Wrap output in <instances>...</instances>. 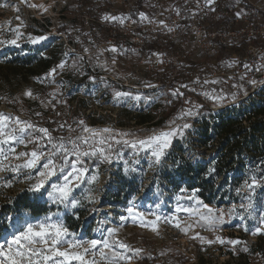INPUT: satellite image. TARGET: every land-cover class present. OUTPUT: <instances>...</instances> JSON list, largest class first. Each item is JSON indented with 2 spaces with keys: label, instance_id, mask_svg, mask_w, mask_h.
Returning <instances> with one entry per match:
<instances>
[{
  "label": "rangeland",
  "instance_id": "374dc122",
  "mask_svg": "<svg viewBox=\"0 0 264 264\" xmlns=\"http://www.w3.org/2000/svg\"><path fill=\"white\" fill-rule=\"evenodd\" d=\"M108 1L113 6L109 16L116 17H121L118 15L119 9L122 8L126 11L125 13H129L137 2V0ZM182 1L151 0V3L138 13H131L127 19L121 17L124 18L123 23L116 20L111 27V35H114V31L118 27H123L132 19L137 25L158 19L163 20L170 12L178 10ZM220 3L221 0H215V4H212L211 7ZM31 4L38 6L42 4L47 8V11L40 7H30ZM75 5L72 0H0V40L13 38V33L7 29L20 25V21L16 19L17 16L26 25V27H19L18 30L23 35L16 45L0 44V113L12 118L19 117L22 121H29L38 127L48 128L52 136L56 138L69 135L67 125H71L79 132L78 121L80 120H83L90 129L110 128L114 131L113 135L139 131L144 127L153 129L146 136L125 137L127 139L145 138L153 132L167 130L168 127L158 129L151 128V125L141 127L138 121L142 117L158 119L169 101L178 105L175 112L178 115L182 111H186L190 105L184 104L183 98L195 88V85H191V81L197 80L196 73L190 74V79L188 76L187 79L175 82L167 77V75L170 76L167 70H162V68L157 70L155 67L147 66V62L142 58L144 53L139 50V42L129 43L128 40H123L124 46L122 47H126L124 49L128 51L125 52L110 39L107 43H98L93 40L88 42L80 53L83 59L77 67L72 69L70 63L71 57L75 53V47L69 41L68 32H59L57 27L62 22H68L63 19L62 13L66 14ZM17 7L19 8L18 12L16 11ZM140 13H144L148 19H141ZM221 22L216 21L215 23L221 25ZM139 29L145 28H137L131 32L129 37H139L137 35ZM71 31L76 32V28H71ZM29 34L33 37L46 36L47 39L33 44L29 40ZM77 38L78 33L74 35V40ZM175 44L174 49L177 47ZM113 46L117 48V52L106 50ZM165 47L170 48V45ZM85 49L88 51L86 52ZM195 55L194 58L198 60L199 66L203 63H206L207 66L211 61H215L216 57L215 50H212L209 55L202 56L197 53ZM43 57L52 58L48 68L38 66L37 73L34 75L26 70L27 59H31L29 65L36 68L39 59ZM113 59H115V63H113ZM62 62L66 63L63 70L57 68V72L53 76L47 75L51 69L56 68ZM205 81L197 85L201 95L205 92L222 97L229 94L230 89L221 80L211 79L208 83ZM212 81H218V83H212ZM147 85H153V87ZM44 88H47V91H44ZM177 89L183 95L173 96V91ZM27 90L33 92V97L24 94ZM153 90L155 93L151 92ZM116 91L131 95L118 98L114 95ZM151 93L154 94L151 95ZM135 96H140L141 99H133ZM203 97L216 105L223 102L217 103L205 95ZM199 98V96L196 97L198 100ZM201 101V105L206 104L203 100ZM191 104L199 105L200 103L194 100ZM51 117H55L56 120L60 118L65 120L66 129L64 132L61 130L57 132L53 128L49 122ZM190 118L192 117H186L184 120L178 119L176 124L182 125ZM75 134H72L73 137ZM182 143L189 146L185 137H175L168 150V155L172 153L173 146L179 149ZM3 147L6 152L9 147H15L19 152L30 151L33 145L29 144L27 148L18 144ZM115 147L122 153L123 158L114 157L112 164H100L98 169L100 179L97 184L91 185L87 181L96 174V164L99 161L89 160L85 165L89 170L85 182L75 188L72 193L75 199L82 201V207L75 209L70 206L65 207L59 203H53L48 197L51 185L63 183V175L69 169H66L65 173L58 172L48 181L45 189L41 190L42 195L32 192L38 201L46 202L48 211L37 216L18 211L13 216L9 215L7 227L0 236V245H6L13 235L26 227V222L35 225L44 221L46 217H51L52 221L63 222L70 232L75 234V238L80 240H102L108 236V229H117L115 233L117 240L132 248L143 249V252L136 255L114 245L115 251L132 257L130 262H121V264H200L201 259L203 264H223L225 261L235 262L244 258L252 264H264V232L257 235L252 234L257 227H261V219L264 218V186L255 189L253 196L250 197L252 207L246 211L240 207L242 205L238 191L240 187L230 180L232 173H227L229 180L220 181L218 193L215 195L217 198L212 195L213 201L205 196L201 197V189L189 188L184 181H179L177 188L181 189L173 197L172 207L164 209L162 207V191L165 184L162 183L164 180H161L160 172H164L167 169L166 166L163 164L153 170L149 168L150 153L148 151H140L136 156L130 147L122 145ZM45 150L47 151V149ZM70 159H74V157H70ZM136 160L139 162L136 163ZM125 161H128L127 165H125ZM20 162L12 161L13 164ZM204 166H206L203 173V177L206 179L205 184H209L210 181L214 182L217 174L215 171L210 172V169L214 168L213 163H207ZM132 168L136 170L131 171ZM239 168L242 170V175L238 182L245 184L244 182L250 180L252 175H256L257 178L264 175V158L257 164H246ZM28 171L24 169L19 175L11 171L0 172V184L9 181L12 183V187L0 188V207L12 205L17 196L23 191H27L29 182L25 179L24 173ZM32 175H36L35 170H32ZM114 176L122 186L121 193H116V195L109 189L112 187ZM93 187L99 190L96 193L98 202L89 204L85 197L88 195V190ZM193 192L196 193V199H187ZM111 196L120 199L122 206L118 207L119 203L115 204L116 199ZM197 199L214 210H217L216 200H224L231 206L236 203L235 212L231 215L232 218L229 214L228 222L224 217L225 222L218 225L215 232L209 231L203 222L199 225L195 224L197 219L195 216L184 211H177L179 207L206 212L202 205L197 204ZM129 207H135L137 212L145 214L144 217H137L134 220L127 211ZM99 212L104 216L102 236L96 234V230L100 226L99 220H97L101 216ZM151 213H156L161 217V220L156 221L157 231L152 230V221L155 220V216ZM224 213L226 215L227 211ZM242 216L243 219H241ZM174 217L181 222V227L187 224H192L194 227L186 235L176 228L174 223H167L164 220V218L171 220ZM196 233L205 237L206 240H215L219 235L225 239L239 240L242 243L236 246L218 242L209 245L206 242L202 243L199 238L193 239ZM245 246L249 249L247 252L241 250Z\"/></svg>",
  "mask_w": 264,
  "mask_h": 264
},
{
  "label": "snow or ice",
  "instance_id": "6c2138e0",
  "mask_svg": "<svg viewBox=\"0 0 264 264\" xmlns=\"http://www.w3.org/2000/svg\"><path fill=\"white\" fill-rule=\"evenodd\" d=\"M213 2L214 0H205V3L208 5H211ZM29 6L34 8L40 7L47 11V8L42 4L39 6L31 4ZM212 10L214 11V9ZM16 11H19L18 7ZM139 15L141 19H148L144 13H140ZM16 19L20 21V25L7 29L13 33V38L0 40V44L16 45L23 35L18 29L19 27H26V25L19 16ZM104 19L112 21L119 20L120 23L124 22V18L116 16H105ZM46 39V36L33 37L29 34V40L33 44ZM106 50L114 53L117 52L115 46ZM85 51L87 52L88 50L85 49ZM154 55L159 56L161 54ZM81 59L83 58L81 57ZM160 62L162 63L163 61ZM113 63H115V59H113ZM231 63H236V61H232ZM75 66L74 63L73 67ZM65 67L66 63L62 62L56 68L51 69L47 75L53 76L57 72V68L63 70ZM244 67L248 69L250 65L245 64ZM256 71H260V68H257ZM205 83H208V81H205ZM212 83H218V81H212ZM251 83L255 84L256 81H251ZM147 86L153 87V85ZM24 94L29 97H33L34 95L31 90H27ZM114 95L119 98L127 97L131 94L116 91ZM172 95L179 96L183 95V93L177 89L173 91ZM203 95L217 103L222 102L224 99L222 96H214L208 92L203 93ZM233 98H235V94H233ZM133 99L140 100L141 97L135 96ZM185 103L190 106L186 111H182L177 119L184 120L186 117H194L200 114L199 108L201 106L192 105L190 101H185ZM37 115L40 114L37 113ZM65 126V124L59 125L61 129L65 128ZM67 127L69 135L67 137L61 136L56 138L52 136L48 128L38 127L29 121H22L19 117L12 118L0 113V172L11 171L19 175L24 169L29 170L24 173L25 179L29 182L27 191L41 193V190L45 189V185L52 177L56 176L58 172L65 173V170L69 169L63 175V183L51 185V191H48V197L53 203H59L65 207L70 206L75 209L82 207L83 203L75 199L72 193L75 188L85 182L89 171L85 165L89 160H93L94 162L99 161L96 164V174L92 175L87 181L91 185L99 182L100 173L98 169L100 164H112L114 157L119 159L123 158L122 153L115 147L117 145L130 147L134 150L136 156L139 155L140 151H148L150 153L149 168L155 170L164 164L168 150L172 146L173 139L177 136L184 138L186 130L192 128V125L187 122L182 125H177L174 119L169 122L167 130L153 132L145 138L133 139L125 138L130 135L129 133L113 135V130L110 128L99 130L90 129L85 125L83 120L78 121L79 132L71 125H67ZM37 133L39 135H36ZM73 133H76L74 137L72 135ZM85 133L87 135H84ZM13 144L22 145L25 148L31 144L33 147L30 151L19 152L15 147H9L8 152H6L3 146ZM70 157H74V159H70ZM13 160L21 162L13 164ZM135 162L138 163L139 161L136 160ZM127 164L128 161H125V165ZM32 170H35V176L32 175ZM130 170L135 171L136 169L132 168ZM214 171V168L210 169V172ZM244 183L248 189L254 192L257 187L264 186V175L259 178L256 175H252L250 180H246ZM4 187H12V183L9 181L0 184V188ZM98 191L94 187L88 190V195L85 199L89 204L98 202L96 194ZM187 199H196V193L193 192ZM196 202L198 205H202L206 209V212H200L193 208L179 207L177 211H184L195 216L197 218L195 221L196 225L203 222L207 230L215 232L216 227L225 222L224 211L214 210L198 199ZM240 207L246 211L251 209V198H249L247 205L242 204ZM127 211L132 215L134 220L137 217L142 218L145 215L142 212H137L135 207H129ZM231 212H235V207H233ZM151 215L155 216V220L152 221V230L157 231L158 226L156 225V221L161 220V217L156 213H151ZM243 218L242 216L241 219ZM164 220L167 223H174V226L186 235L194 227L192 224L181 227V222L176 217L171 220L164 218ZM141 226L143 225L141 224ZM245 230L247 231V229ZM116 231L117 229H108V236L102 240H80L75 238V234L70 232L69 228L63 222L59 220L52 221L51 217H46L44 221L35 225L26 222V227L13 235L12 239L7 241L6 245H0V264H73V262H76V264H121V262H130L132 257L125 255L123 252L115 251L114 245H118L119 248L133 252L136 255L143 252V249L132 248L130 245L117 240L115 238ZM262 232H264V218L261 219V227H257L252 234L257 235ZM195 238H199L202 243L206 242L209 245L218 242L220 244L236 246L242 243L239 240L225 239L219 235L216 236L215 240H206L205 237L196 233L193 239ZM241 250L247 252L249 249L245 246Z\"/></svg>",
  "mask_w": 264,
  "mask_h": 264
},
{
  "label": "built area",
  "instance_id": "2783aa9c",
  "mask_svg": "<svg viewBox=\"0 0 264 264\" xmlns=\"http://www.w3.org/2000/svg\"><path fill=\"white\" fill-rule=\"evenodd\" d=\"M212 4H215V0ZM212 4H206L205 0H183L178 10L170 12L163 20L158 19L137 25L132 19L114 31V35L117 34V37L128 40L129 43L139 42V48L144 43L142 38L129 37L131 32L137 28L160 31L172 41L182 39L184 41L182 49L160 46L154 54L161 55L144 53L142 58L147 62V66L155 67L157 70L160 68L167 70L170 74L167 77L175 82L187 79L188 76L190 79V74L196 73L197 80L191 81V85H195V88L183 98V102L184 104L185 101L192 103L195 100L201 106V100H203L208 105L207 111L200 109L199 115L186 121L192 125V128L186 130L187 134L185 135L189 146L186 143L184 145L182 143L179 149L173 146L172 153L165 159L164 165L167 169L160 172L161 180H164L162 183L165 184L162 191V207L164 209L172 207L173 197L181 189L177 188L179 176L175 157L184 159L192 166L206 165L207 163L214 165L219 161L227 160V163L231 165L228 169L222 168L215 176L216 178L214 177V190L205 191L203 194L200 192V195L213 201L212 195L215 197L218 193L220 181L229 180L227 173H232L230 180L240 187V200L244 205H247L248 199L254 193L245 184L235 182L242 175L239 166L257 164L264 158V148L261 153L247 149L241 152L238 150L228 151L233 139H228L227 135L218 134L215 131L216 125L225 120L233 121L234 127L243 133L253 130L254 126L264 121V21L262 20L264 5L262 6L260 3L254 5L249 0H242L241 3L229 4L225 7L221 6V8L218 4L215 7L220 9L218 14L222 21L219 25L214 22L217 12L212 10L215 8L211 7ZM114 35L109 39L113 40L112 42L116 45V36ZM217 49H220L221 53L219 59L215 58V61H211L207 66L206 63L198 65V60L194 58L196 53L205 56ZM232 61H236V63H231ZM230 64L231 66H229ZM245 64L250 65V68L246 69ZM257 68H260V71H256ZM211 79L221 80L230 89L229 94L224 95L222 104L216 105L208 102V99L203 97L197 88L200 82ZM251 81H256V83L253 84ZM233 94H235V98H233ZM198 96L199 100L196 99ZM257 135L255 134L256 137ZM258 140V145L264 147V139L258 138ZM241 145L243 146V142ZM250 145L249 143L247 146ZM238 164L239 166H237ZM115 178L114 176L112 187L109 189L116 195V193H121L122 186L120 181ZM182 181L189 186L188 179ZM189 188L192 187L189 186ZM111 198L116 199L115 204L119 203L118 207L122 206L121 200L116 196H111ZM215 203L218 204L217 210L227 211L225 219L228 222L234 212H231L230 217L229 213L236 203H232L233 206L228 205L224 200H216ZM97 220H99L100 226H98L96 234L102 236L103 213Z\"/></svg>",
  "mask_w": 264,
  "mask_h": 264
},
{
  "label": "trees",
  "instance_id": "16d2710c",
  "mask_svg": "<svg viewBox=\"0 0 264 264\" xmlns=\"http://www.w3.org/2000/svg\"><path fill=\"white\" fill-rule=\"evenodd\" d=\"M75 5L73 9L68 11L66 14L62 13V17L65 20H68V22H62L58 25L57 30L59 32H68L69 35V41L72 45L75 47V53L71 57V63L70 66L72 69L77 67L80 64L81 57L83 56L80 54L82 48L90 41H96L98 43H107L109 38L112 36V28L115 21L111 20H105V16H109L110 11L113 9L112 4L108 0H72ZM127 1V0H126ZM151 0H137L134 9H132L129 13H125L124 9L118 10V15L121 17H125L126 19L130 17L131 13H138L142 9H144L145 6H147ZM242 0H229V4H237L241 3ZM228 6V5H227ZM221 17L217 16L215 17V21H220ZM71 28H76V32L71 31ZM71 33H73L71 35ZM78 33V38L74 40V35ZM117 35V34H116ZM114 35V36H116ZM137 35L142 38L143 44L140 45V52H143L147 55L154 54L160 46H167L170 45V47L174 48L175 42L169 39L168 36L164 35L160 31H153L151 29H139L137 30ZM123 39H120L116 36V45L118 47L123 48V51L128 52L126 47L124 46ZM219 45V44H217ZM220 46V45H219ZM220 49H217L215 51L216 53V59L220 58ZM52 58H40L39 63L37 67H31L29 64L31 62V59H27L25 62V68L30 72L32 75L37 73L38 66H42V68H48L50 66ZM75 63V67H73V64ZM47 88H44V91ZM154 92L155 91H151ZM154 93H151L154 94ZM178 105L176 103H168L166 104L161 116L158 119L153 118H145L142 117L138 122H148L149 125H151V128L158 129V128H167L169 125V122L172 120H178L177 117L179 116L176 112ZM207 103L202 104L199 108L202 110L207 111ZM49 122L55 128V130L58 132L61 130V132H64L65 128L61 129L59 127L60 124H65V120L60 118L59 120H56V118H50ZM66 125V124H65ZM153 129L144 128L139 131L130 132L129 137H141L146 136L147 134L151 133ZM215 131L218 134L227 135L226 138L233 139L232 145L228 147V151L232 150H238V152H241L245 149L252 150L257 153H261L263 150V146L258 145V138L264 139V121H261L260 124L254 126L253 130L247 131L243 133L239 129L234 127V122L231 120H225L220 122L215 127ZM238 134V135H237ZM255 134H258L257 137ZM241 142H243V146L241 145ZM249 143L251 144L250 146ZM169 156V155H168ZM177 162V172L179 176V181H182L184 179H188L189 186L192 188H199L201 189V194L205 191H213L214 186L213 182H209V184H205L206 179L203 177V173L206 170V166L204 165H198V166H192L188 164L184 159L180 157H175ZM230 163H227V160L225 161H219L218 163L214 164L215 172L216 174L219 173V171L222 168H227L230 166ZM241 180V178H239ZM238 182V181H235ZM12 206H15L12 208ZM26 212L33 216L44 214L48 211V207L46 202L42 203L38 201L35 198V195L32 192L29 191H23L19 196L16 197V199L13 201L12 205H6L0 207V236L2 235L4 229L7 227V220L9 215H14L16 212ZM200 264H203V260L201 259ZM223 264H252L248 261V259L244 258L243 260L231 262V261H225Z\"/></svg>",
  "mask_w": 264,
  "mask_h": 264
},
{
  "label": "crops",
  "instance_id": "0c3cea01",
  "mask_svg": "<svg viewBox=\"0 0 264 264\" xmlns=\"http://www.w3.org/2000/svg\"><path fill=\"white\" fill-rule=\"evenodd\" d=\"M252 4H254V5H256V4H258V3H260V4H262V6L264 5V0H249ZM227 5H229V0H221V3H220V8H221V6H227ZM213 8V7H212ZM214 10L217 12L216 14H215V16L217 17V16H220L219 14H218V12L220 11V9L218 8V7H215L214 8ZM262 20L264 21V17H262ZM176 44L175 45H177V47H176V49H182V45H183V43H184V41L181 39V40H177V41H174ZM174 49V48H173ZM139 125L142 127V126H147V125H149V123L148 122H143V123H139ZM150 127H152V126H150ZM145 128V127H144ZM147 128V127H146Z\"/></svg>",
  "mask_w": 264,
  "mask_h": 264
}]
</instances>
